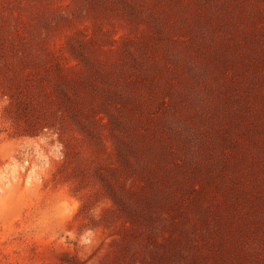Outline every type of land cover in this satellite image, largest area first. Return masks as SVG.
Here are the masks:
<instances>
[{
    "label": "rangeland",
    "instance_id": "374dc122",
    "mask_svg": "<svg viewBox=\"0 0 264 264\" xmlns=\"http://www.w3.org/2000/svg\"><path fill=\"white\" fill-rule=\"evenodd\" d=\"M0 264H264V0H0Z\"/></svg>",
    "mask_w": 264,
    "mask_h": 264
}]
</instances>
